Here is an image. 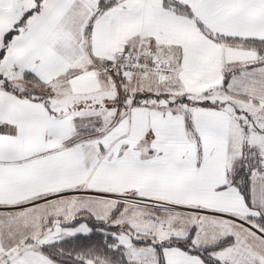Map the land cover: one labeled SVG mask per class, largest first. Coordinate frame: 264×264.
<instances>
[{
    "label": "snow or ice",
    "instance_id": "1",
    "mask_svg": "<svg viewBox=\"0 0 264 264\" xmlns=\"http://www.w3.org/2000/svg\"><path fill=\"white\" fill-rule=\"evenodd\" d=\"M0 264H264V0H0Z\"/></svg>",
    "mask_w": 264,
    "mask_h": 264
}]
</instances>
